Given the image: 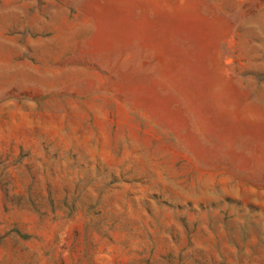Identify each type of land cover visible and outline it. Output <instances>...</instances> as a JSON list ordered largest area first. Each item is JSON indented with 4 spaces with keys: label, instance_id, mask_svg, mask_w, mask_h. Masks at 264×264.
<instances>
[{
    "label": "rangeland",
    "instance_id": "374dc122",
    "mask_svg": "<svg viewBox=\"0 0 264 264\" xmlns=\"http://www.w3.org/2000/svg\"><path fill=\"white\" fill-rule=\"evenodd\" d=\"M0 264H264V0H0Z\"/></svg>",
    "mask_w": 264,
    "mask_h": 264
}]
</instances>
